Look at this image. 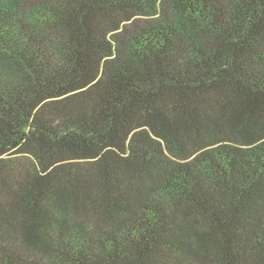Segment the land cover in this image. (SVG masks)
<instances>
[{"label": "trees", "instance_id": "16d2710c", "mask_svg": "<svg viewBox=\"0 0 264 264\" xmlns=\"http://www.w3.org/2000/svg\"><path fill=\"white\" fill-rule=\"evenodd\" d=\"M0 264H264V0H0Z\"/></svg>", "mask_w": 264, "mask_h": 264}]
</instances>
